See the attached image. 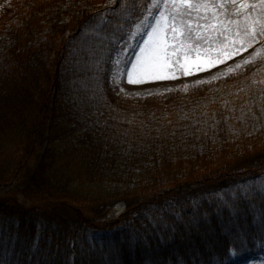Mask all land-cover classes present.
Returning a JSON list of instances; mask_svg holds the SVG:
<instances>
[{
	"label": "trees",
	"instance_id": "1",
	"mask_svg": "<svg viewBox=\"0 0 264 264\" xmlns=\"http://www.w3.org/2000/svg\"><path fill=\"white\" fill-rule=\"evenodd\" d=\"M142 3L0 8V264L264 260V55L189 97L127 98L113 34Z\"/></svg>",
	"mask_w": 264,
	"mask_h": 264
},
{
	"label": "snow or ice",
	"instance_id": "2",
	"mask_svg": "<svg viewBox=\"0 0 264 264\" xmlns=\"http://www.w3.org/2000/svg\"><path fill=\"white\" fill-rule=\"evenodd\" d=\"M137 2L143 6L142 0ZM147 11L145 21L150 22L135 25V31L128 37L133 40L139 36L141 40L136 45L139 50L135 60L130 68L113 74L116 83L121 75L129 84H143L177 79L176 72L187 76L209 71L242 55L264 37V0H148ZM107 23L109 21L101 19L96 28ZM88 34L87 29L82 33ZM113 43L120 47L117 66L127 62L122 59L126 57L127 41L119 45L113 34ZM261 55L264 52L257 50L255 56ZM251 62L245 60L244 64ZM260 191L264 192V187ZM231 255L235 257L238 253L234 251Z\"/></svg>",
	"mask_w": 264,
	"mask_h": 264
},
{
	"label": "rangeland",
	"instance_id": "3",
	"mask_svg": "<svg viewBox=\"0 0 264 264\" xmlns=\"http://www.w3.org/2000/svg\"><path fill=\"white\" fill-rule=\"evenodd\" d=\"M6 0H0V4L5 2ZM148 15V14H147ZM143 22H150L144 21ZM142 24V22L140 23ZM135 31V27L132 29L128 37L131 33ZM126 39L128 43V47L124 49L126 53V57L122 59H126L127 62H122L118 66L115 63L116 58L113 60V63L110 67L111 78L113 79V74L119 70L130 68L131 62L135 60V53L138 52V45L141 40L140 37L137 36L133 40ZM257 50L264 52V37L260 39V42L255 44L252 48L248 49V51L243 52L242 55L236 56L232 60H228L224 64H220L209 71L198 72L194 75H183L182 72H176L177 79H166V80H156L143 84H129L126 81V78L121 75L119 83H115L121 89H123L122 94L127 96V98H144L147 96H168L170 93H175L176 95H188V91L190 88L195 87L197 85L202 84L201 81H205L204 83L220 80L225 78L227 75L236 72L240 67H235L237 64L245 65V60H251L252 62L256 61L261 56H255ZM120 51V50H119ZM48 65V64H47ZM241 66V67H242ZM229 69H234V71H229ZM166 71H172V69H167ZM114 81V80H113ZM164 100V99H162ZM125 210V206L121 204H117L111 214L109 216L113 218H117L121 213ZM252 264H264V260L262 257H258L253 261Z\"/></svg>",
	"mask_w": 264,
	"mask_h": 264
}]
</instances>
